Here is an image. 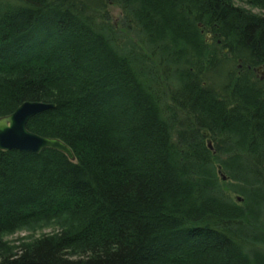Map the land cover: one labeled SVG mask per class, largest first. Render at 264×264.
Masks as SVG:
<instances>
[{"label": "trees", "instance_id": "trees-1", "mask_svg": "<svg viewBox=\"0 0 264 264\" xmlns=\"http://www.w3.org/2000/svg\"><path fill=\"white\" fill-rule=\"evenodd\" d=\"M97 2L0 0V117L53 102L27 128L75 156L0 150V264H262L227 183L264 180V0H121L109 35ZM147 62L177 84L144 79ZM56 220L50 237L2 246V232Z\"/></svg>", "mask_w": 264, "mask_h": 264}, {"label": "rangeland", "instance_id": "rangeland-1", "mask_svg": "<svg viewBox=\"0 0 264 264\" xmlns=\"http://www.w3.org/2000/svg\"><path fill=\"white\" fill-rule=\"evenodd\" d=\"M88 1L92 4L98 3L97 0H88ZM103 1L105 2V5H104L105 8H104V11L101 10L100 13L106 12V14H107L106 18L107 19L103 20L102 17H99L100 13L96 11V13H98V16L95 19V23H96V26L99 30L96 27H95V29L98 30V32H100V33L102 30L103 34H108V33H111V31H110L111 30V24H114L115 27L118 29H120V27L122 26V24H121L122 12H121L120 6L118 4L121 0H102V2ZM239 5L240 6L242 5L246 8H248L250 10V12H253V13L259 12L258 9H256V8L251 9V7L247 6L246 4L241 3ZM116 35H119V34H116ZM203 35L206 36L207 38H209L208 33L206 31L204 32ZM117 37H119V36H117ZM112 43L114 45V40ZM115 43L119 46V48H116L117 51H120L122 53V49L128 50V46L126 44H124L120 39H119V41H115ZM178 47H180L179 43H178ZM148 63H150V62H147L145 66H144V64H142L141 66L139 65L140 70L138 69V71L140 72L141 75L144 76V79H146V78L153 79L152 80L153 82H156V83L160 82L159 83V84H161L160 86H165V87L167 86L168 82L169 83L173 82L172 84H174V81H175L177 84L180 74H177L176 70L175 71L173 70L174 73L171 74L172 76H169L168 78H164V77L160 78L159 75L162 76V71L159 69L156 72L154 70V68L152 66H150ZM174 66H175L174 68H177L179 66V64L174 65ZM256 70L258 71V69H256ZM262 71L263 70L260 69V71H258V72H259L260 78L264 79V75L262 74ZM213 74H215V73H213ZM156 77H157V79H155ZM163 95H165V94L162 93V96ZM163 98L164 99L160 105V108H162V114H163L164 118H168L169 115L167 112V106H169V103H168L167 98H165V97H163ZM47 110H49V109H47ZM43 111H45V110H43ZM11 113H13V112H11ZM11 113H8V114H11ZM8 114H6V115H8ZM32 117H30V118H32ZM30 118H28V120ZM28 120L25 124L26 127H27ZM115 123H117V121H115ZM173 129L168 130V135L170 134L171 131L174 132L175 129L174 130ZM27 130H28V128H27ZM28 131H31V130H28ZM173 132H171V134ZM208 145H209L208 147L211 149V143H208ZM8 150H11V149H8ZM8 150H4V151H8ZM15 150H17V149H15ZM57 151H59V150H57ZM24 152H28V151H24ZM30 152H32V151H30ZM74 159H75V156H74ZM74 159L73 160L70 159V160L74 161ZM238 169H240V168H238ZM224 172L228 176V178H227V180H228L232 174L227 173L225 170H224ZM238 173L239 174H238L237 178L229 179L228 183H227V187L230 188L228 190V192H230V196H231L232 200L234 201V203H236L239 206V207H237V208H239L238 210L234 209L236 211L235 213L233 211H231V212L234 213L235 216L239 217V219H243L246 222V224L248 225V227L246 225H243L245 228L240 229V235H242L244 237V239H246L248 241V242H245L246 248L243 250L244 251L246 250V252L249 254V256H251V259H253V257H254L253 253H255V251H256L255 254H258V255L261 254V256H264V255H262L264 253V190H263L264 189V183H263L264 180L262 179V175H261V173L259 174V172H258V174H259L258 176H255V174L254 175L253 174L248 175L243 170H240V172H238ZM217 178L220 182H224V180H222L219 173L217 175ZM227 180H225V182ZM217 190H218V193H222L221 194L222 196L226 194L225 192L222 191V189H220V190L217 189ZM222 202H224V201H222ZM83 205L84 204H82L80 206V208L83 207ZM247 221H248V223H247ZM60 228H61L60 222H58L57 220L55 222L50 221V222H46L44 224L43 223H39V224L34 223L33 226H29V225L25 226L24 225L23 227L13 229L12 232H6V233L2 232L1 233L2 234L1 235L2 246H5L6 248L10 247L14 251H19L20 247L24 243H29V242L33 241L35 238L50 237V236L54 235L56 232H58L60 230ZM240 251H241V249H240ZM242 252L243 251H241V252L238 251L239 257L243 255ZM69 254H72V253H69ZM179 256H183V255L176 252L173 254H168L166 257H163V258H165L164 259L165 261L166 260L170 261V260H172L176 257H179ZM220 258H222V257L220 256ZM238 262H240V260L237 258V263ZM261 263L263 264L264 262H261Z\"/></svg>", "mask_w": 264, "mask_h": 264}, {"label": "water", "instance_id": "water-1", "mask_svg": "<svg viewBox=\"0 0 264 264\" xmlns=\"http://www.w3.org/2000/svg\"><path fill=\"white\" fill-rule=\"evenodd\" d=\"M262 74L264 75V71H262ZM53 106V102L28 100L22 102L13 113L0 117V150L17 149L38 153L43 148H54L62 153L64 152L73 160L74 156L71 148L63 141L55 137L37 135L28 131L25 125L28 118ZM217 171L222 180H227L228 176L220 165Z\"/></svg>", "mask_w": 264, "mask_h": 264}, {"label": "bare ground", "instance_id": "bare-ground-1", "mask_svg": "<svg viewBox=\"0 0 264 264\" xmlns=\"http://www.w3.org/2000/svg\"><path fill=\"white\" fill-rule=\"evenodd\" d=\"M220 164H218V166H219ZM218 166H217V168H218ZM258 213V212H257ZM259 214V213H258Z\"/></svg>", "mask_w": 264, "mask_h": 264}, {"label": "flooded vegetation", "instance_id": "flooded-vegetation-1", "mask_svg": "<svg viewBox=\"0 0 264 264\" xmlns=\"http://www.w3.org/2000/svg\"><path fill=\"white\" fill-rule=\"evenodd\" d=\"M261 68H258V71H260Z\"/></svg>", "mask_w": 264, "mask_h": 264}]
</instances>
